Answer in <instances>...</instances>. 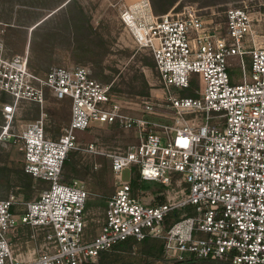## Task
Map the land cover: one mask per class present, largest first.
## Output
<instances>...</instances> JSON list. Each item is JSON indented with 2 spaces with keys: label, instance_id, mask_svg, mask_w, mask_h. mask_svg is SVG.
Listing matches in <instances>:
<instances>
[{
  "label": "built area",
  "instance_id": "1",
  "mask_svg": "<svg viewBox=\"0 0 264 264\" xmlns=\"http://www.w3.org/2000/svg\"><path fill=\"white\" fill-rule=\"evenodd\" d=\"M224 15L217 24L190 8L157 17L149 0L121 8V24L165 86L196 83V96L169 97L167 114L147 104V117L162 122L125 114L112 86L87 67L36 72L28 50L8 54L0 22V92L10 98L0 104V146H18L37 191L20 213L14 194L0 200V264H98L123 243L151 240L163 242L162 261L264 264V35L256 29L264 12L230 7ZM48 97L70 104L58 135L44 111ZM23 102L42 110L19 125ZM114 123L138 130L140 142L108 155L115 190L93 232L89 189L84 180H63L65 161L77 151L98 155L79 134ZM150 182L166 187L164 203L151 204L142 188ZM19 229L32 232L38 249L15 255Z\"/></svg>",
  "mask_w": 264,
  "mask_h": 264
},
{
  "label": "rangeland",
  "instance_id": "2",
  "mask_svg": "<svg viewBox=\"0 0 264 264\" xmlns=\"http://www.w3.org/2000/svg\"><path fill=\"white\" fill-rule=\"evenodd\" d=\"M155 16L180 14L190 8L212 20L224 22L230 7H246L264 12V0H149ZM138 0H0V22L4 24V42L9 55L28 50L29 66L39 73L52 66H84L93 78L112 86L114 99L122 111L133 118L146 116L162 122L160 115L147 117V104L159 114H167L169 97L179 91L165 86L152 56L140 49L120 22V10ZM264 35V27H257ZM257 39L262 40L260 37ZM261 44H264L261 43ZM149 90V97L138 95ZM196 87H194L195 89ZM180 95L181 92H179ZM10 98L0 92V104ZM1 107V105H0ZM41 107L23 102L17 115V124L24 125L40 116ZM44 111L50 131L58 135L70 119L68 101L48 97ZM161 118V119H160ZM2 117L0 113V131ZM138 130L124 124H97L89 132L80 133L83 142L93 143L98 155L72 152L64 168L63 180H84L90 193V225L93 232L99 226L106 199L115 190L109 154L126 152L140 142ZM23 156L15 144L0 146V200L14 194L16 213L34 199L37 191L22 186ZM124 179L130 177L124 172ZM150 190L151 204L165 202L166 187L155 182L144 183ZM29 229H19L12 237L15 255L38 249L39 240L33 239ZM41 239V238H39ZM163 242L151 240L129 244L108 253L106 264H162ZM116 248V247H115ZM203 264H230L207 260Z\"/></svg>",
  "mask_w": 264,
  "mask_h": 264
},
{
  "label": "trees",
  "instance_id": "3",
  "mask_svg": "<svg viewBox=\"0 0 264 264\" xmlns=\"http://www.w3.org/2000/svg\"><path fill=\"white\" fill-rule=\"evenodd\" d=\"M194 87H196V83L194 81H192L190 88L180 90L179 92H181L182 96L194 97V96H196V94L194 92ZM138 95L149 97V90L147 89V85H146V88L142 89L140 94H138ZM68 161H69L68 159L65 161V166L68 164ZM110 164H111V162H110ZM21 181H22V186L25 188H31L33 186V179L29 175H27L25 172L23 173V176L21 177ZM134 185L135 186H141L138 183V181H135ZM129 244L131 245V243H123V244L117 246L115 249L124 248L125 246H128ZM107 258H108V253L103 254L101 256L98 264H106ZM206 262L207 261H205V260L190 259V260H186V261L185 260L184 261L175 260L172 262L162 261V264H203ZM144 264H152V263H144Z\"/></svg>",
  "mask_w": 264,
  "mask_h": 264
}]
</instances>
